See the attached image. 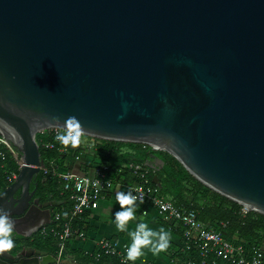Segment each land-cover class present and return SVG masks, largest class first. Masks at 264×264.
I'll use <instances>...</instances> for the list:
<instances>
[{
  "label": "water",
  "instance_id": "95a60500",
  "mask_svg": "<svg viewBox=\"0 0 264 264\" xmlns=\"http://www.w3.org/2000/svg\"><path fill=\"white\" fill-rule=\"evenodd\" d=\"M69 116L84 135L150 146L162 166L155 152L171 154L264 214V0H0V135L24 160L0 206L19 235L64 203L30 188L37 133Z\"/></svg>",
  "mask_w": 264,
  "mask_h": 264
},
{
  "label": "built area",
  "instance_id": "2783aa9c",
  "mask_svg": "<svg viewBox=\"0 0 264 264\" xmlns=\"http://www.w3.org/2000/svg\"><path fill=\"white\" fill-rule=\"evenodd\" d=\"M60 131L62 128L52 127L38 132L42 135L40 143L37 141L39 147L56 149L61 154L70 156L77 149L96 148L95 143L83 144L81 142L77 147L65 146L56 139ZM83 135L82 133L81 137ZM83 152L85 151H81L80 155L73 157V161H83V156L81 157ZM9 157L15 161L17 166V170L5 171L7 182L12 183L24 165V160L20 153L0 135V163L7 161ZM66 165V167H58L53 160L49 161L47 165L40 166V173L45 178L52 176L59 179L60 193L70 203L68 210L62 208L53 212L54 222L52 225L54 226L50 228L45 226L41 229L42 235L53 233L57 237L58 251L55 254L57 258L53 264H61L68 257L66 249L71 240L85 237V233L76 225V220L81 219L87 212L96 211L101 200L117 186V182L98 164H93L90 169L84 171L70 168L68 162ZM129 168L136 180L128 188L138 189V191H134V194L138 197L141 193L143 194L142 203L149 205L156 216L170 227L173 226L175 230L179 227L181 229L179 235L182 251L179 256L172 258L173 264H264V247H246L243 244L234 243L225 236L221 228L216 229L214 226L198 220L196 212L178 206L171 199L165 198L160 193L159 186L153 180L151 181L149 176L151 168L138 163L131 164ZM136 202L141 203L139 199ZM249 212L248 208L242 207L244 215ZM143 213L148 214V210L144 209ZM227 225L226 222L220 223L222 228ZM98 245L99 251L91 252L96 261L104 256H111L118 257L122 262L135 264V261L126 258L128 247L120 244L118 240L101 239Z\"/></svg>",
  "mask_w": 264,
  "mask_h": 264
},
{
  "label": "trees",
  "instance_id": "16d2710c",
  "mask_svg": "<svg viewBox=\"0 0 264 264\" xmlns=\"http://www.w3.org/2000/svg\"><path fill=\"white\" fill-rule=\"evenodd\" d=\"M37 141L40 143L42 135L37 133ZM95 149H77L75 153L61 154L56 149H44L40 147L42 164L47 165L49 161H53L58 167L68 166L72 168L74 158L82 153L85 170L91 168L93 164L102 166L105 173L113 178L115 182H123L133 184L136 177L133 175L129 166L131 164H141L148 167L150 156L154 153L150 146L141 143L120 142L95 138ZM94 148V147H93ZM156 153V152H155ZM157 154V153H156ZM157 156L163 160L164 165L156 170H151L149 176L151 181L157 176L160 193L168 199H171L178 206L193 210L197 214L198 220L214 226L216 229H222L225 236L236 244H243L246 247L261 246L264 247V214L250 211L247 214L242 213V207L237 202L221 195L213 189L207 187L192 174L171 154L162 152ZM17 170L15 161L9 157L7 161L0 163V192L2 182L8 183L5 171ZM121 170V171H120ZM38 182L40 194L50 196L52 199L64 201V203L55 210L62 208L69 209L70 203L67 198L60 193L59 179L49 176L45 178L41 173L35 179ZM9 184V183H8ZM89 212L85 213L81 219L76 220V225L83 232H88L91 226L85 222ZM221 222L228 223L227 227L222 228ZM168 226L166 223H164ZM54 226V225H53ZM178 234L181 232L180 227L175 230ZM42 235V234H41ZM45 239L48 249L55 252L58 251L57 237L54 234L42 235ZM172 258L180 255L182 248L174 246L172 248ZM80 249H70L69 243L66 249V256H73L79 263H108L113 264H129L122 262L118 257L104 256L96 261L92 255H80ZM182 255V254H181ZM92 256V257H91Z\"/></svg>",
  "mask_w": 264,
  "mask_h": 264
},
{
  "label": "crops",
  "instance_id": "0c3cea01",
  "mask_svg": "<svg viewBox=\"0 0 264 264\" xmlns=\"http://www.w3.org/2000/svg\"><path fill=\"white\" fill-rule=\"evenodd\" d=\"M84 160L85 159L83 158V161H74L76 166H73L72 168L77 171H84ZM146 164L152 170H156V166L158 168L162 167V163L158 159L154 158H150ZM151 165H154L155 167L153 168ZM130 185L132 184L117 182V186L114 188V190L108 193L101 200L99 208L96 211L89 212L85 222H87L91 228L88 230V232H84L85 237L83 239L78 238L71 240L69 242L70 249H80L82 251L80 255H91L92 251L94 253L99 251L100 247L98 243L101 239L118 240L120 244L129 247L132 242L129 232L135 230L137 223L143 221L148 224L149 228H152L157 232H159L161 228L167 231L170 234V243L165 250L155 254L151 251V246L144 247L142 249L143 254L135 260V264H173L171 257L173 252L172 248L174 246L180 248L181 237L177 232L172 230L166 222L156 216L155 212L149 205L136 202L135 218L127 222V226L124 231H121L117 228L114 213L120 210V205L116 200V192H127L129 190L128 186ZM144 209L148 210V214L143 213ZM164 223H166L168 226H166ZM108 263L113 264L111 262Z\"/></svg>",
  "mask_w": 264,
  "mask_h": 264
},
{
  "label": "clouds",
  "instance_id": "9594fccd",
  "mask_svg": "<svg viewBox=\"0 0 264 264\" xmlns=\"http://www.w3.org/2000/svg\"><path fill=\"white\" fill-rule=\"evenodd\" d=\"M53 119L59 120V118ZM61 128L62 131L57 134L56 139L65 146L77 147L84 131L80 120L76 116H69L62 123ZM134 191H138V189L130 187L127 192H116V200L120 205V210L114 213V217L116 226L121 231L126 229L129 220L135 218L136 201L139 199L141 203L143 202V194L141 193L138 197L134 194ZM10 213L11 211L8 208L0 206V256H3V253L9 252L14 247L12 233L15 225ZM129 235L132 242L127 249L126 258L132 261L143 254L142 249L144 247L151 246V251L155 254L165 250L170 243V234L167 231L161 228L157 232L149 228L148 224L143 221L137 223L135 230L130 231Z\"/></svg>",
  "mask_w": 264,
  "mask_h": 264
},
{
  "label": "flooded vegetation",
  "instance_id": "af4514ba",
  "mask_svg": "<svg viewBox=\"0 0 264 264\" xmlns=\"http://www.w3.org/2000/svg\"><path fill=\"white\" fill-rule=\"evenodd\" d=\"M8 184V183H7ZM38 188V182L34 181L31 185L30 190ZM2 191V187H1ZM20 195V191L16 193V197ZM38 196L41 197V202L51 200L50 196H43L38 191ZM56 209V208H55ZM55 211V210H54ZM20 216L14 215L11 218H18ZM39 232V233H38ZM33 233L32 236L27 237L19 235L15 232L12 233V239L14 240V247L9 251L3 253V256H0V264H34L35 261L30 260L32 257L38 255L37 251L47 252L48 254L55 255V252L48 249L46 246L45 239L41 235V230Z\"/></svg>",
  "mask_w": 264,
  "mask_h": 264
},
{
  "label": "rangeland",
  "instance_id": "374dc122",
  "mask_svg": "<svg viewBox=\"0 0 264 264\" xmlns=\"http://www.w3.org/2000/svg\"><path fill=\"white\" fill-rule=\"evenodd\" d=\"M94 137H91V136H88V135H83L81 138H80V142L83 143V144H92V143H95L94 142ZM162 152H165V151H156L157 154H160ZM73 166H76L75 163H72V167ZM48 228H50L51 226H53L52 224L50 225H47ZM39 233V232H38Z\"/></svg>",
  "mask_w": 264,
  "mask_h": 264
}]
</instances>
